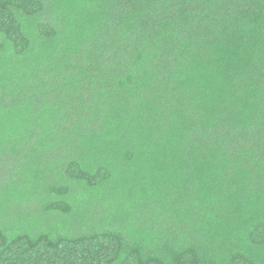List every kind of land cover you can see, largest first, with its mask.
Returning <instances> with one entry per match:
<instances>
[{
  "label": "trees",
  "instance_id": "1",
  "mask_svg": "<svg viewBox=\"0 0 264 264\" xmlns=\"http://www.w3.org/2000/svg\"><path fill=\"white\" fill-rule=\"evenodd\" d=\"M0 264H264V0H0Z\"/></svg>",
  "mask_w": 264,
  "mask_h": 264
}]
</instances>
